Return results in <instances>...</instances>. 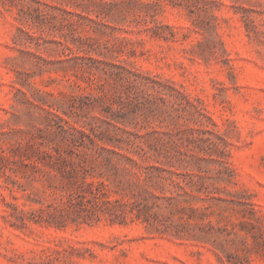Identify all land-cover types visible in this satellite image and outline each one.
<instances>
[{"label":"rangeland","instance_id":"obj_1","mask_svg":"<svg viewBox=\"0 0 264 264\" xmlns=\"http://www.w3.org/2000/svg\"><path fill=\"white\" fill-rule=\"evenodd\" d=\"M0 264H264V0H0Z\"/></svg>","mask_w":264,"mask_h":264},{"label":"trees","instance_id":"obj_2","mask_svg":"<svg viewBox=\"0 0 264 264\" xmlns=\"http://www.w3.org/2000/svg\"><path fill=\"white\" fill-rule=\"evenodd\" d=\"M53 114H54V112H53ZM56 115H58V114H56ZM72 166H73V164H71ZM74 168H76L75 167V165L73 166ZM77 170L80 172V171H84V164H80V167L79 168H77ZM100 193H103L102 192V190L100 189V188H98V187H96L95 189H94V191H92V194H93V196H95V195H98V196H96V197H99L100 198ZM97 199V198H96ZM69 200H72L73 202L75 201V197H74V193H72V196L70 195V197H69ZM90 200V199H89ZM96 201H99V200H96ZM101 201H104V200H101ZM108 203H110L111 201H107ZM104 203H106V202H104ZM111 204V203H110ZM97 209H99V210H105L106 208L105 207H103V204H101V203H97V206L96 207H94V211H96Z\"/></svg>","mask_w":264,"mask_h":264}]
</instances>
